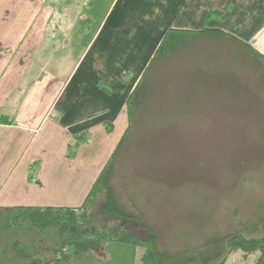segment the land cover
<instances>
[{"label": "crops", "instance_id": "crops-1", "mask_svg": "<svg viewBox=\"0 0 264 264\" xmlns=\"http://www.w3.org/2000/svg\"><path fill=\"white\" fill-rule=\"evenodd\" d=\"M98 2L0 0V208L84 204L168 30H221L264 56V0H112L94 28Z\"/></svg>", "mask_w": 264, "mask_h": 264}, {"label": "rangeland", "instance_id": "rangeland-1", "mask_svg": "<svg viewBox=\"0 0 264 264\" xmlns=\"http://www.w3.org/2000/svg\"><path fill=\"white\" fill-rule=\"evenodd\" d=\"M109 1L98 2L97 15L89 14L92 27ZM263 66L238 43L204 36L152 68L111 186L120 207L157 233L162 250L176 255L211 245L219 236H261L253 230L264 223ZM69 73L63 71L66 78ZM17 215L2 213L0 222ZM119 225L147 235L138 221ZM15 240L12 231H0V264H15L9 249ZM41 240L54 248L50 237ZM143 255L141 247L105 243L83 260L142 264ZM256 259L237 253L226 264Z\"/></svg>", "mask_w": 264, "mask_h": 264}, {"label": "trees", "instance_id": "trees-1", "mask_svg": "<svg viewBox=\"0 0 264 264\" xmlns=\"http://www.w3.org/2000/svg\"><path fill=\"white\" fill-rule=\"evenodd\" d=\"M210 36L227 38L243 46L259 65H264V56L251 45L221 30L203 28L198 31L168 30L159 44L154 56L146 68L139 83L128 100L129 126L117 145L111 158L103 168L84 204L77 209L70 208H20L18 210L0 208L2 213H19L13 218L0 222V231L16 235L17 240L10 246L15 256V264H84L83 258L105 243H123L141 247L144 250L142 264H226L231 254L242 253L245 256L257 255L254 264H264V223L253 231L261 232L258 238H247L240 233L219 236L211 245L181 250L178 254L160 248L157 233L139 216L127 214L119 205L111 186L114 165L122 153L127 152L135 127V117L141 108L142 91L153 74L152 68L169 56L177 55L180 50L197 38ZM264 67V66H263ZM12 120L0 117V125H10ZM107 133L113 132V126H106ZM88 143L83 134L69 144L70 151ZM104 200L105 204L102 203ZM138 221L144 237L137 236L119 223ZM259 227V228H258ZM260 230V231H259ZM49 231L51 235H47ZM21 235L24 236L21 238ZM46 235V236H45ZM52 240L51 245L42 244L41 238ZM27 242H30L29 245ZM8 249V248H7ZM48 250H52V256ZM49 255V257H48Z\"/></svg>", "mask_w": 264, "mask_h": 264}]
</instances>
